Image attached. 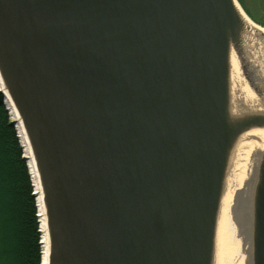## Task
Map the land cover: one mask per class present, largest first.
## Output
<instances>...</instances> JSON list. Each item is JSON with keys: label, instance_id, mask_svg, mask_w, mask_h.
<instances>
[{"label": "water", "instance_id": "obj_1", "mask_svg": "<svg viewBox=\"0 0 264 264\" xmlns=\"http://www.w3.org/2000/svg\"><path fill=\"white\" fill-rule=\"evenodd\" d=\"M255 26L238 0H0V92L34 156L49 264H217L239 142L264 130ZM237 205L264 264V148Z\"/></svg>", "mask_w": 264, "mask_h": 264}, {"label": "trees", "instance_id": "obj_2", "mask_svg": "<svg viewBox=\"0 0 264 264\" xmlns=\"http://www.w3.org/2000/svg\"><path fill=\"white\" fill-rule=\"evenodd\" d=\"M264 26V0H238ZM0 92V264H42L41 231L30 175Z\"/></svg>", "mask_w": 264, "mask_h": 264}, {"label": "bare ground", "instance_id": "obj_3", "mask_svg": "<svg viewBox=\"0 0 264 264\" xmlns=\"http://www.w3.org/2000/svg\"><path fill=\"white\" fill-rule=\"evenodd\" d=\"M263 33L264 28L255 26V28L250 30L247 34L246 40L249 41L251 38L253 39V37H258V39L255 38L258 42V48L261 49L263 47L264 49V39H262V41L259 40V37L262 38L263 36L264 38ZM232 65L235 75L239 76V70L237 68L238 61L234 54H232ZM255 69L260 75H264V68L262 65H259L258 69L255 66ZM2 89L3 82L0 77V90ZM237 95L235 104L240 107L250 108L255 105L257 101L247 85H245L240 91V94ZM7 105L10 107L9 111H11L12 119L16 120L15 127L18 128L19 131V138L22 142L24 152L23 156L28 162L32 181L34 182L35 191L33 193L39 207L38 220L41 227L42 264H49L50 244L48 223L38 171L22 122L10 100H7ZM250 136L254 137V140H252ZM239 143V152L237 153L227 177L218 219V235L216 241L217 264H248V241L245 239L244 231L241 227V214H239L240 210L237 205V200L240 195L245 192V187L248 183L254 163L258 161L262 154L264 148V130L256 129L252 131L250 135L245 134Z\"/></svg>", "mask_w": 264, "mask_h": 264}, {"label": "rangeland", "instance_id": "obj_4", "mask_svg": "<svg viewBox=\"0 0 264 264\" xmlns=\"http://www.w3.org/2000/svg\"><path fill=\"white\" fill-rule=\"evenodd\" d=\"M259 25V24H258ZM264 28V27H263ZM5 103H6V106H7V99L5 100ZM7 110H8V108H7ZM8 113H9V115H10V119L12 120V122H13V119H12V115H11V111H9L8 110ZM12 122H11V124H12ZM15 127V126H14ZM15 129H16V133H17V137H18V141H19V144H20V146H21V149H22V158L24 159V152H23V146H22V142H21V140H20V138H19V131H18V128H16L15 127ZM24 161L26 162V165H27V168H28V172H29V175H30V180H31V185L33 186V192L35 191L34 190V182L32 181V175H31V172H30V168H29V165H28V162L24 159ZM32 192V193H33ZM33 195H34V193H33ZM35 197V196H34ZM35 199V198H34ZM35 202H36V207H37V216H38V213H39V207H38V203H37V201H36V199H35ZM38 222H39V220H38ZM39 229H41V227H40V222H39ZM39 231H41V230H39ZM41 236H40V244H41Z\"/></svg>", "mask_w": 264, "mask_h": 264}]
</instances>
